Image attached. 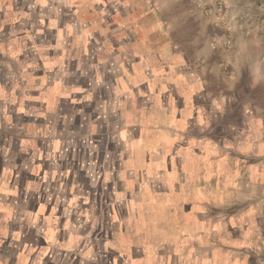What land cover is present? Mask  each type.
<instances>
[{"label":"rangeland","instance_id":"1","mask_svg":"<svg viewBox=\"0 0 264 264\" xmlns=\"http://www.w3.org/2000/svg\"><path fill=\"white\" fill-rule=\"evenodd\" d=\"M202 3L207 33L226 29L227 47L231 19L252 29L264 69L261 0ZM185 4L0 0V171L13 168L18 194L39 191L65 209L62 220L81 236L68 264H113V240L143 216L138 191L145 183L166 190L183 162L185 140L168 139L177 125L186 132L172 68L175 14ZM222 75L234 76L228 67ZM30 174L38 184L28 188Z\"/></svg>","mask_w":264,"mask_h":264},{"label":"crops","instance_id":"2","mask_svg":"<svg viewBox=\"0 0 264 264\" xmlns=\"http://www.w3.org/2000/svg\"><path fill=\"white\" fill-rule=\"evenodd\" d=\"M185 3L175 14L172 68L182 104L175 117L186 132L177 125L168 139L172 146L174 138L185 140L183 162L175 165L166 190L145 183L138 191L143 216L136 230L125 224L109 245L117 255L113 264H264V69L255 55L260 41L233 18L227 47L226 29L223 37L207 33L209 23L198 12L202 0ZM1 42L0 33V51ZM224 67L234 75L228 82ZM231 112L235 120L224 118ZM12 174L11 167L0 171V264H68L66 253L75 249L70 243L81 236L62 220L65 209L39 191L18 194ZM31 174L24 180L28 188L38 184Z\"/></svg>","mask_w":264,"mask_h":264},{"label":"water","instance_id":"3","mask_svg":"<svg viewBox=\"0 0 264 264\" xmlns=\"http://www.w3.org/2000/svg\"><path fill=\"white\" fill-rule=\"evenodd\" d=\"M262 4H263V7H264V0H261Z\"/></svg>","mask_w":264,"mask_h":264}]
</instances>
